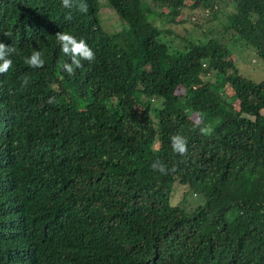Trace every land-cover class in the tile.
<instances>
[{
  "label": "trees",
  "instance_id": "trees-1",
  "mask_svg": "<svg viewBox=\"0 0 264 264\" xmlns=\"http://www.w3.org/2000/svg\"><path fill=\"white\" fill-rule=\"evenodd\" d=\"M105 1L110 31L99 0H0V42L17 49L0 74V264H264V79L236 67L264 61V0ZM58 32L95 60L68 75ZM33 50L42 68L24 63ZM175 181L203 202L170 204Z\"/></svg>",
  "mask_w": 264,
  "mask_h": 264
},
{
  "label": "clouds",
  "instance_id": "clouds-1",
  "mask_svg": "<svg viewBox=\"0 0 264 264\" xmlns=\"http://www.w3.org/2000/svg\"><path fill=\"white\" fill-rule=\"evenodd\" d=\"M62 6L66 9L72 8L74 5L77 7V10L80 13H87L88 5L86 0H61ZM105 4L109 6L105 0H99L98 9L96 13V17L99 18V10L102 5ZM110 7V6H109ZM112 9V7H110ZM113 11V10H112ZM114 13V11H113ZM72 15L69 14L66 16V20H71ZM100 24V21H99ZM6 36H10L11 33H5ZM56 39L60 45V50L62 53L70 58L71 63H64L62 65L63 71L67 72L68 75H74L75 68H81V61L92 62L95 60V53L92 48L87 44V42L82 38L77 40V38H81L79 36H73L66 32H58L56 33ZM17 54V49L14 46L6 45L0 42V74L7 73L9 69L12 67V60L9 58L11 55ZM43 54L39 50H33L31 55L24 59V63L32 68H42L44 66V60L42 58ZM75 66V68H74ZM28 78H21V88H24L28 85ZM55 98L50 97L47 103H54ZM202 134H208L209 129L204 127L200 129ZM171 148L172 150L183 156L187 153V140L185 137L177 134L171 137ZM151 167L153 170L159 171L163 175L168 174V169H166L165 165L159 163V161H155Z\"/></svg>",
  "mask_w": 264,
  "mask_h": 264
},
{
  "label": "rangeland",
  "instance_id": "rangeland-1",
  "mask_svg": "<svg viewBox=\"0 0 264 264\" xmlns=\"http://www.w3.org/2000/svg\"><path fill=\"white\" fill-rule=\"evenodd\" d=\"M148 2L149 0H145ZM151 3H147V5L143 6L144 11L150 10V8L157 12L162 11L163 16L160 17H152L150 19V22L156 26H159L161 28H165L168 26V18L167 15H165L166 12H168V9L163 5V8L161 9L157 5H153L151 7ZM189 10L183 9L180 13V16H178L176 19H179L180 17L183 18L189 14ZM99 21H100V27L106 31H110L114 28H118V20L113 13L112 9L103 4L101 9L99 10ZM193 26L192 22H183V23H177L170 26L171 30L174 32H179L182 28L191 29ZM173 45H178V47L182 46V43L178 41L177 39L174 41ZM242 55L238 53V61L236 63V67L238 68V73L242 76L249 78L254 81H258L261 79H264V61L260 60L256 55L249 53H244L243 58L247 62H241L240 58ZM230 58L232 61H234V55L231 54ZM170 196L168 198V201L170 204H177L182 198L183 203L181 206L184 208L189 207H196L197 205L201 204L203 202V198L200 194H194L191 191H185L186 186L177 183L176 181L173 182L170 185ZM185 191L184 196H182V193ZM234 216V213H230L228 215V218H232Z\"/></svg>",
  "mask_w": 264,
  "mask_h": 264
}]
</instances>
